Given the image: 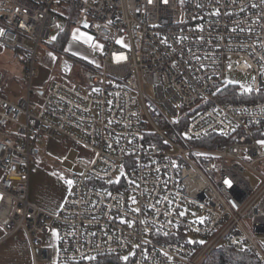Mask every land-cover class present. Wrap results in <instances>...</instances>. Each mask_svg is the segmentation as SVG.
Instances as JSON below:
<instances>
[{
	"label": "built area",
	"instance_id": "1",
	"mask_svg": "<svg viewBox=\"0 0 264 264\" xmlns=\"http://www.w3.org/2000/svg\"><path fill=\"white\" fill-rule=\"evenodd\" d=\"M76 26L97 64L66 52ZM0 29L25 73L13 102L0 71V225L34 264H264V0H2ZM233 69L252 97L226 99ZM50 138L93 154L57 214L29 201Z\"/></svg>",
	"mask_w": 264,
	"mask_h": 264
},
{
	"label": "rangeland",
	"instance_id": "2",
	"mask_svg": "<svg viewBox=\"0 0 264 264\" xmlns=\"http://www.w3.org/2000/svg\"><path fill=\"white\" fill-rule=\"evenodd\" d=\"M2 1V0H0ZM71 16V15H70ZM79 34H87L91 36L84 29H81L79 26L71 27L67 29L68 38L66 41V52L70 53L72 56L81 59L83 61L97 64V53L98 46L102 42L95 40L93 38L91 44H85L81 40H73V33L77 32ZM63 40V39H62ZM64 41V40H63ZM0 68L12 72L17 78V81L14 84L4 85L2 91L4 95H10L13 98L20 99L25 95V89L23 87L24 71L20 63L13 59V52L0 47ZM255 79V83H253ZM226 85L228 88L236 87L238 91H243L244 98L248 99L252 97L255 86H256V77L254 74L238 72L235 69L231 70L225 79ZM242 85L251 86L252 92H245ZM46 145V142L43 146ZM58 146V145H57ZM62 150L64 156L57 157L55 155L42 153L40 159L49 167L41 168L38 171V183L41 186V197L46 201L47 204H50L53 207L55 214L59 213L65 199V194H67L71 189L72 185L69 186L67 181L73 180L80 173L79 167L76 165V162L84 154L85 149L77 144H70L68 146H59ZM57 149V148H56ZM58 150V149H57ZM86 155V153L84 154ZM49 206V205H47ZM49 206V207H50ZM55 253L57 254V245L52 244ZM253 264H257L254 259H252Z\"/></svg>",
	"mask_w": 264,
	"mask_h": 264
},
{
	"label": "crops",
	"instance_id": "3",
	"mask_svg": "<svg viewBox=\"0 0 264 264\" xmlns=\"http://www.w3.org/2000/svg\"><path fill=\"white\" fill-rule=\"evenodd\" d=\"M21 65V64H20ZM21 67H23L21 65ZM0 71L3 73V83L4 85H10L14 84L17 81V78L12 72H9L7 70H3L0 68ZM24 71V70H23ZM25 74V73H24ZM23 87L25 88V82L24 79L22 81ZM8 97L10 100L13 102H17V98H13L10 95H5ZM24 97V96H23ZM22 98V97H21ZM20 98V99H21ZM46 142V145L43 146ZM70 144H77L78 146H81L82 148L85 149L84 154L82 155L81 158H90L93 156L92 152L84 147L83 145L70 140V139H62V140H57V139H47L41 144V154L40 156L35 160L33 167H32V172L30 176V184H29V201L39 207L40 209L50 213V214H55L53 211V207L50 206V204H47L46 201L41 197V186L37 184L38 182V171L41 170V168H47L49 167L41 161L40 157L42 153H47L51 155H55L57 157H63L64 154L62 150L59 148V146H68ZM58 145V146H57ZM58 150H57V149ZM80 158V159H81ZM79 159V160H80ZM78 160V161H79ZM77 161V162H78ZM76 162V165H77ZM78 166V165H77ZM71 190L65 194V199L66 197L70 194ZM64 199V201H65ZM49 205V206H47ZM0 264H34L33 261V255H32V250L30 248L29 241L26 237V235L23 232H18L12 236H7L5 230L3 227L0 225Z\"/></svg>",
	"mask_w": 264,
	"mask_h": 264
},
{
	"label": "trees",
	"instance_id": "4",
	"mask_svg": "<svg viewBox=\"0 0 264 264\" xmlns=\"http://www.w3.org/2000/svg\"><path fill=\"white\" fill-rule=\"evenodd\" d=\"M68 37H69L68 32H65V35L63 38L64 42H66L65 40H67ZM227 95H228L226 98L227 100H234V101L246 100L244 96L239 95V91L236 87L229 88ZM216 257L220 259H225V260L227 259L228 261L233 262L234 264H253V261H252L253 257L251 256V254L247 252H239V251H236L234 249H231L225 246L219 248V250L214 255V258Z\"/></svg>",
	"mask_w": 264,
	"mask_h": 264
},
{
	"label": "snow or ice",
	"instance_id": "5",
	"mask_svg": "<svg viewBox=\"0 0 264 264\" xmlns=\"http://www.w3.org/2000/svg\"><path fill=\"white\" fill-rule=\"evenodd\" d=\"M149 2H151V0H149ZM165 2H166V0H165ZM217 14H218V13H217ZM22 26H23V25H22ZM58 27H59V26H58ZM85 27H87V24H85ZM3 34H4V30H3V29H0V36H2ZM51 39H52V40H55L56 37L53 36ZM73 40H81V41H82L83 43H85V44H91L93 38H92L91 36H88L87 34H79V33H78V30H77V32H74V33H73ZM117 43H122V42H121V41H117ZM49 55L52 56L53 59H55V56H53L52 53H49ZM118 59H119V58H118ZM253 83H255V79H253ZM242 87H243V89H244L245 92H249V93H250V92L253 91V89H252L251 86H244V85H242ZM258 143H259L262 147H264V140H260V141H258ZM72 183H73V181H71V180L67 181V184H68L69 186H71ZM224 183H225L229 188L232 187V181H231V180H229V179H225V180H224ZM133 199H134V198H133ZM201 222H202V221H201ZM53 235H54V236H57V233L54 231V232H53ZM189 243H194V242H193V241H189ZM201 243H202V242H201ZM90 259H95V257H91ZM124 259L127 260V257H124Z\"/></svg>",
	"mask_w": 264,
	"mask_h": 264
},
{
	"label": "water",
	"instance_id": "6",
	"mask_svg": "<svg viewBox=\"0 0 264 264\" xmlns=\"http://www.w3.org/2000/svg\"><path fill=\"white\" fill-rule=\"evenodd\" d=\"M85 24V23H84Z\"/></svg>",
	"mask_w": 264,
	"mask_h": 264
}]
</instances>
